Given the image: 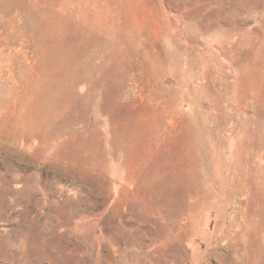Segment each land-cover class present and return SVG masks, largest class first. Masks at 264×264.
<instances>
[{
	"label": "rangeland",
	"instance_id": "obj_1",
	"mask_svg": "<svg viewBox=\"0 0 264 264\" xmlns=\"http://www.w3.org/2000/svg\"><path fill=\"white\" fill-rule=\"evenodd\" d=\"M0 264H264V0H0Z\"/></svg>",
	"mask_w": 264,
	"mask_h": 264
}]
</instances>
